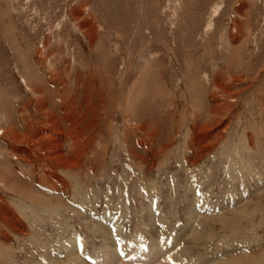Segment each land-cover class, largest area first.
<instances>
[{
  "label": "rangeland",
  "instance_id": "rangeland-1",
  "mask_svg": "<svg viewBox=\"0 0 264 264\" xmlns=\"http://www.w3.org/2000/svg\"><path fill=\"white\" fill-rule=\"evenodd\" d=\"M119 239L264 264V0H0V264Z\"/></svg>",
  "mask_w": 264,
  "mask_h": 264
},
{
  "label": "bare ground",
  "instance_id": "bare-ground-1",
  "mask_svg": "<svg viewBox=\"0 0 264 264\" xmlns=\"http://www.w3.org/2000/svg\"><path fill=\"white\" fill-rule=\"evenodd\" d=\"M119 240H120L122 246L118 249H107L106 252L103 251L101 253V255L98 258H96L95 264H111L113 262H116V261L120 262V261H123L125 259L126 260H129V259L132 260V258H136V260L139 258L140 263L143 262V264H146L148 262H152L154 259L156 260L158 256H162V257L166 256L172 250L171 248L173 245L172 243H170L168 241H155V242L149 243L148 245L147 244L146 245H137V243H135V242H131V241L128 242V241L123 240V239H119ZM119 240H117V241H119ZM71 252L73 254L75 252H78L76 245H72ZM174 256H175V254H174ZM134 260L135 259H133V261ZM169 260H173V259H171L169 257ZM174 261H176V260L174 259ZM131 263H133V262H131Z\"/></svg>",
  "mask_w": 264,
  "mask_h": 264
},
{
  "label": "crops",
  "instance_id": "crops-1",
  "mask_svg": "<svg viewBox=\"0 0 264 264\" xmlns=\"http://www.w3.org/2000/svg\"><path fill=\"white\" fill-rule=\"evenodd\" d=\"M126 260V259H125ZM149 263V262H148ZM148 263H146V264H148Z\"/></svg>",
  "mask_w": 264,
  "mask_h": 264
}]
</instances>
